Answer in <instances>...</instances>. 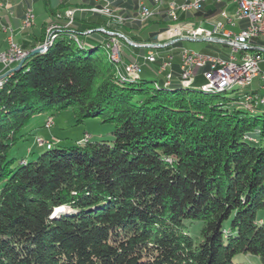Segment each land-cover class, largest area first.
<instances>
[{
    "label": "trees",
    "instance_id": "trees-1",
    "mask_svg": "<svg viewBox=\"0 0 264 264\" xmlns=\"http://www.w3.org/2000/svg\"><path fill=\"white\" fill-rule=\"evenodd\" d=\"M100 28L111 31L104 19L74 17L2 82L0 264H238L248 254L264 264V105L241 103L264 93H205L206 68L181 87L178 59L170 85L164 75L122 81ZM45 29L23 50L43 45ZM121 34L137 44L157 35ZM123 41L124 64L148 51ZM48 108H72L78 121L100 116L114 140L15 163L17 135ZM63 206L69 212L52 218Z\"/></svg>",
    "mask_w": 264,
    "mask_h": 264
},
{
    "label": "built area",
    "instance_id": "built-area-1",
    "mask_svg": "<svg viewBox=\"0 0 264 264\" xmlns=\"http://www.w3.org/2000/svg\"><path fill=\"white\" fill-rule=\"evenodd\" d=\"M100 1L109 5L112 11L116 13L113 8L115 0ZM166 1L153 0V8L139 2L137 15L127 17V21L139 23V19H148L151 14L163 13L182 16L199 13L209 2L216 5L226 4V0H170L167 5ZM164 5L166 8L162 10ZM233 5L235 10L232 13L222 9L219 12V19L208 22L211 25L210 28H207L205 23L197 26L194 23L181 22L179 26L170 25L166 30L165 35L168 41H177L184 37L196 41L208 39L210 40L209 43L222 44L232 48V53L227 56L201 54L181 48L182 83H193L195 70L207 68L205 86L219 87L226 82L251 85L256 79H260L261 89L264 90V0H233ZM67 17L70 19L68 27L73 22L74 15H67ZM34 19L33 11L28 10L22 22V30L29 29L33 25ZM60 31L61 27H56L53 29V34ZM4 32L8 34L9 49L0 53V65H2L3 70H10L26 57L27 52L21 50V47L15 43L13 29L6 27ZM156 39L161 41L160 37H156ZM159 42L154 43V45H161ZM117 54L120 59V52L117 51ZM157 58L158 53L155 51H150L145 57L152 63ZM173 60V56L168 55L164 59V68H171ZM127 66L129 75H139L141 68L138 63L134 62ZM168 78H171V75ZM259 104H262L261 98Z\"/></svg>",
    "mask_w": 264,
    "mask_h": 264
},
{
    "label": "rangeland",
    "instance_id": "rangeland-1",
    "mask_svg": "<svg viewBox=\"0 0 264 264\" xmlns=\"http://www.w3.org/2000/svg\"><path fill=\"white\" fill-rule=\"evenodd\" d=\"M104 6L105 5L102 3V6L94 7L93 11L92 9H90V11H92L93 13L95 12L94 13L95 15L103 16V18L106 21V25L108 27L106 28L107 30H111L115 33H122L123 27L128 26L132 32V35L141 38L142 40H145L148 34L155 32L157 33L155 37H160L161 41L159 42L156 39L152 43L159 42L164 44L168 42V39H166V35H165V32L168 29V27L170 25L172 26L179 25L182 22L180 18L178 19V21H173L165 14H163L165 15V17L164 16L156 17L157 14H155V16H153L148 20L145 21L139 20V23H133L131 21H127V18L119 16L120 15L119 12L114 13L112 9L110 15L111 17L109 15L106 14L104 15L103 13L96 11V10H101ZM134 6L136 7V5ZM136 8H138V6ZM70 14L74 15V12L69 11L68 15ZM117 16L121 17L123 20L122 21L116 20L114 17ZM126 16L130 17L135 15L131 13V14H127ZM182 18H187V17L182 16ZM38 22L39 20L37 21L35 15L33 25L29 29L23 31L34 29L36 24H39ZM69 22L70 19L67 17V13L61 15L57 14L54 17L52 16L50 20L47 21L48 24L46 25V29H45L46 40L49 39L47 41L45 40V45L47 46V48L53 42L54 40L53 38H55L57 33L55 32V34H53V29L56 27H61V28L67 27ZM153 27L156 28L153 29ZM129 36L131 35L127 36L128 39H130ZM123 40H124L123 38H114L113 36H110L111 44L109 48L110 51L108 52V57L110 58V60L121 66H124L125 64L123 63L122 57H120L119 59L117 51L120 52L121 54L122 51L125 50V48L123 47V44L125 45ZM135 43L137 44L138 42ZM140 44H146V43L143 42ZM182 48L193 50L197 53H208L219 56H227V54L232 53V48L229 46H224L222 44H215L209 42H183ZM21 50H23L22 47ZM127 51L131 52L130 50ZM170 52H172V54L175 55L174 63L176 62V59L179 60V70L177 71V73L179 74L180 64H181L180 52L179 50H170ZM220 52H223L224 55L221 54ZM148 53L149 51H147L145 55L136 54L134 60L140 59L143 62L144 61L143 57L146 56ZM159 56H161L162 58L166 57V55L164 56V53H160ZM130 62L131 61L126 62V64ZM142 67L143 68L141 69V73L139 74V76L133 78V76L128 74V66H124L122 72H120V77L122 78V81L133 83V81L138 80L141 76L144 78L150 77L151 79H154L157 78V76L159 75L158 68L155 64L146 63ZM173 71L176 73L174 69V65H173ZM204 75L205 72L203 73V76ZM161 76L163 75H160V77ZM165 84L170 85L168 83ZM1 85L2 82L0 83V87ZM249 86L250 85H238L236 86V88H233L229 91L237 89L236 92H242L243 90L246 91V88ZM181 87L191 88L193 87V83H182ZM204 87L205 85L201 86L199 90L203 91L202 88ZM205 93H210V92H205ZM261 99H262V105H264V98ZM259 102H260V98L256 96L254 97L253 95H245L244 98L241 99V103H244V106L249 110L252 107H254L256 103ZM114 131H115V126L112 123L104 122L102 117L100 116L90 117L82 121H78L77 117L75 116L74 110L72 108L62 109V110H57L55 108H48L42 111L41 113L34 115L32 118L28 120L25 127L17 135L18 141L12 146L10 150V158L14 159L15 163L18 164V163H23L25 161H34L42 153L57 146H61L69 149L72 147L84 146L87 144V142H91V143H100L102 141L112 142L114 140ZM64 212H69V210L66 209ZM257 218H258V222L264 223V210L259 212ZM200 226L201 223H196L194 225V228L197 229L196 232L198 231ZM235 262L238 264H261L260 258L252 254L239 255L235 258Z\"/></svg>",
    "mask_w": 264,
    "mask_h": 264
},
{
    "label": "crops",
    "instance_id": "crops-1",
    "mask_svg": "<svg viewBox=\"0 0 264 264\" xmlns=\"http://www.w3.org/2000/svg\"><path fill=\"white\" fill-rule=\"evenodd\" d=\"M169 1L170 0L166 1V5ZM139 2H143L149 7H154L153 0H115L113 8L115 12H119L120 15H123L125 16L124 18H127V14L133 13L134 15H137L138 8L136 7L139 6ZM134 5H136V7ZM166 5L162 7V10L166 8ZM100 6H102V2L100 0H0V53L9 49L8 34L4 32V28L6 27H10L14 30V40L19 47H23L26 44L33 45L37 44L36 37L42 25H47V21L50 20L52 16L54 17L57 14L61 15L66 14L69 11H73L74 17L77 16L81 19V17L84 16L85 21L88 22L92 21L93 19H104L102 15H95L92 11H90V9ZM30 9L34 11L37 21L39 20V24H36L32 30L23 31L22 22L24 20L25 14ZM222 9H226L228 12L232 13L235 10L233 0H226L225 5H216L213 2H209L203 11L199 13L182 15L183 17L187 18H182L181 16L180 19L184 23H194L197 26L205 23V26L210 28L211 25L209 23L219 19V12ZM163 16L165 17V15L161 13L156 17ZM181 48L182 47L178 49L179 52L181 51ZM220 53L224 55L223 52ZM171 54L172 52L169 51L166 52L164 56ZM2 72L3 67L0 65V75H2ZM246 90L257 91L261 94L264 93V90L261 89L260 79H256L249 87L246 88Z\"/></svg>",
    "mask_w": 264,
    "mask_h": 264
},
{
    "label": "water",
    "instance_id": "water-1",
    "mask_svg": "<svg viewBox=\"0 0 264 264\" xmlns=\"http://www.w3.org/2000/svg\"><path fill=\"white\" fill-rule=\"evenodd\" d=\"M98 31H100V32H104V33L108 34L109 36H113L114 38H123V39H125V40L127 41V43H128L129 45H131V46H133V47L147 48L149 52H150V51H155L156 53H158V58H157V60H158V59H161V60H162V64H161V66H160L159 69H158V74H159V75H164L165 79L167 80L166 83H168V84H170V82L172 81V79H173V77H174V71H173L174 60H173V63H172V67H171V68H164V66H163L164 59H165L168 55H166L165 58H162L161 56H159V54L161 53L160 50H162V49H166V48H168V47H171V46H173L174 44H176V43H178V42H209V41H210V40H208V39H200V40H197V41H196V40H192V39H190V38H186V37H184V38H180V39L177 40V41L171 40V41H168V42H166V43H164V44L161 43V45H157V46H155L154 43H152V44H136V43L133 42L132 40H130V39H128L127 37H125L123 34H121V33L111 32V31H106L104 28H100V29H98ZM90 32H91V31H88L87 33H90ZM53 36H54V35H53ZM47 40H49V39H47ZM47 40H46V41H47ZM155 40H156V37H155ZM46 50H47V46H46L45 43H44L43 45H40V46L35 47V48L32 49L31 51H26V52H27L26 57H25L23 60H21V61L18 63V65H17L16 67H14V68L8 70L6 73L0 75V82H3V80H5V79L8 77L9 74H11V73H13V72H16V71H19L20 69H22V67H23V65H24V63L26 62L27 59H29V58H31V57H33V56H36V55L43 54V53H45ZM201 54H208V53H201ZM146 56H147V55H146ZM146 56L143 57V60H144L143 62H142L140 59H136V60H134V61H131V62L128 63V64H125L124 66H127V65H129V64H131V63L136 62V63H138V64L140 65V68L142 69V68H143L142 66H144V64H146V63L154 64V63L157 62V60H156L155 62H153V63H152V62H149L148 60L145 59ZM171 56H173V58L175 57V56L172 55V54H171ZM180 60H181V59H180ZM204 69H205V68H204ZM206 71H207V68H206V70H205V73H206ZM140 73H141V71H140ZM140 73H139V74H140ZM169 75H171V78H168ZM204 76H205V75H204ZM205 79H206V78H205ZM179 81H180V85H181V83H182L181 64H180V71H179ZM193 83H194V81H193ZM206 83H207V79H206ZM204 85H205V84H204ZM202 86H203V85H202ZM62 212H64V211H58V209L55 210L54 213H53L52 218H57Z\"/></svg>",
    "mask_w": 264,
    "mask_h": 264
},
{
    "label": "bare ground",
    "instance_id": "bare-ground-1",
    "mask_svg": "<svg viewBox=\"0 0 264 264\" xmlns=\"http://www.w3.org/2000/svg\"><path fill=\"white\" fill-rule=\"evenodd\" d=\"M103 4L105 6L101 10H96V11L97 12H100V13H103L104 15L106 14V15H109L110 16L111 15V8L109 7V5H106V3H103ZM97 9H99V8H97ZM92 11H93V9H92ZM67 15H68V13H67ZM70 15H72V14H70ZM165 15H167V14H165ZM153 16H155V14L149 15V18L148 19L152 18ZM167 16L171 20H173V21H178V19L180 18V16H174V15H167ZM114 18L116 20H119V21H122L123 20L121 17H118V16L117 17H114ZM148 19H139V20L145 21V20H148ZM175 26H179V25H175ZM238 85H247V84H240L238 82H226V83H224V85L219 86V87H215V86H205L204 88H202V90L205 91V92H224V91H227V90H231V89H233L234 87H236ZM66 209H67V207L66 206H63V207L58 208V211H65Z\"/></svg>",
    "mask_w": 264,
    "mask_h": 264
}]
</instances>
